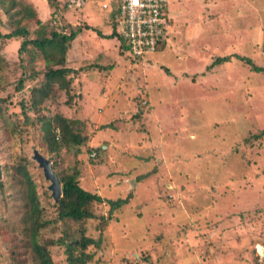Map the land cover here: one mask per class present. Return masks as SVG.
Wrapping results in <instances>:
<instances>
[{
	"label": "rangeland",
	"instance_id": "374dc122",
	"mask_svg": "<svg viewBox=\"0 0 264 264\" xmlns=\"http://www.w3.org/2000/svg\"><path fill=\"white\" fill-rule=\"evenodd\" d=\"M28 3L38 8L35 15L21 13ZM116 7L117 0H87L61 16L50 14L53 0H0V17L7 22L3 33L21 26L31 37L78 31L67 65L88 66L71 83L77 95L70 100L58 88L42 113L75 116L78 107L82 133L90 138L77 157L64 154L67 164H78L86 189L106 199L129 198L110 223L93 224L103 243L88 248L95 253L88 264H264V212H255L264 209V139L241 153L245 138L264 129V72L254 68L264 66V0H171L168 44L137 63L110 36ZM23 40L9 44L0 38L4 63L10 64L7 75L0 70L9 80L0 79L1 105L8 94L26 98V88L33 86L25 77L23 89H17L26 74L18 67ZM225 55L233 56L218 60ZM43 58L39 54L36 68L27 72L46 73ZM110 64L114 68L102 69ZM10 108L9 118L5 110L0 113L3 171L23 160L19 153L34 155L33 145L23 148L21 139L39 141L22 132L23 122L17 133L6 128L20 116ZM31 172L42 187L44 177ZM2 179L14 178L2 173ZM177 203L180 208L168 206ZM94 205L108 216L107 203ZM245 209L251 212L233 215ZM220 217L224 231L217 227ZM53 252L56 264H69L63 247Z\"/></svg>",
	"mask_w": 264,
	"mask_h": 264
},
{
	"label": "trees",
	"instance_id": "16d2710c",
	"mask_svg": "<svg viewBox=\"0 0 264 264\" xmlns=\"http://www.w3.org/2000/svg\"><path fill=\"white\" fill-rule=\"evenodd\" d=\"M17 5V3L14 4V6ZM33 5V3L23 4L22 9H20L21 13L24 11L29 15H35V10L38 11V8L32 10ZM54 5L55 10L50 14L60 12L61 16H64V10L68 8V5L53 0ZM116 14L117 11L114 10L112 12L114 26ZM21 17L24 18L25 16L22 14ZM5 23L7 24L5 18L0 17V38L5 43H9L17 37L24 38L19 48V53H22L23 57L18 67L23 69V74H26L18 80L17 89H23L25 77L28 85L33 83V86L26 88V98H14L16 94L6 95L8 97L5 99L4 104H0V113L2 114L5 110L9 118V107H11L17 111L16 113L20 114V116H13L16 117V124H8L6 128L10 127L13 134L17 133L22 129L23 124L21 122H23L25 127L22 132L30 133V136H33L34 139H36L35 136L37 137L39 140L37 143H31L29 140L25 141L21 138L19 142L23 145V148H25L24 145H33L30 147L33 154L37 150L49 159L51 168L60 181L62 192L57 199L54 197L47 184L48 179L45 176L43 167L39 165L29 151L18 154V157L22 155L23 159L18 161L20 163L9 166V168L6 166L4 171L2 168L3 173H6L8 178L14 179H11L12 181L0 180V242H2L0 250L4 252V255L0 257V264H56L53 259V251H57V248L61 247L67 254L66 259L69 264H88L95 256V253L89 252L88 248L91 246L100 248L103 243L101 229L98 236H96L97 234L91 230L92 227L96 229L93 224L97 223V227L103 228L110 223L114 212L121 208V205L125 201L127 202L129 198L119 196L106 199L101 193L86 189L82 186L79 178L78 164H67L64 154H72L77 157L83 151L82 146L87 144L90 138L89 135H83L82 133L83 121L78 117V107L74 110L75 116H66L63 112L42 113L43 103L51 98L58 88L65 90L70 95V100L77 95V93L72 92L71 83L77 76L79 78L82 70L88 66V64L87 66L82 64L76 69L75 66L67 65L69 45L77 37L78 31L67 34L54 30L49 36L39 34L36 37H31L29 30L23 26L13 27L3 33L2 25ZM85 27L92 29L88 24ZM98 32L100 34V31ZM110 36L119 38L122 43L119 52L122 54L128 53L129 55L126 58L129 62H142L143 56H132L133 54H130L132 52L131 43L125 36L117 32L115 27ZM28 46H32L33 50ZM2 53L0 49V70L7 75L5 71L10 69V64L4 63ZM39 54L44 56L45 59H43L48 70H46V73H42V70L38 73H28L27 67H30L28 69L30 71L36 68L34 62ZM232 56L225 55L218 60H231ZM248 59V62L251 61L250 58ZM51 63L55 65L53 66ZM112 68H114L112 64L108 67L102 66V69L105 70H111ZM254 68L264 72V66L254 65ZM5 75H1L0 79L9 82ZM57 84L58 87H56ZM137 115L141 117L142 114L138 112ZM249 135L248 138H245L246 145L241 150L242 155L247 149L253 147L255 140L264 139V129ZM15 144L16 141L14 140L13 145ZM2 148L0 149L1 152L3 151ZM231 155L233 156V154ZM16 159L13 156V160ZM150 160L151 157L146 158L144 161L149 162ZM12 168L16 170L14 173L11 172ZM31 170L45 178L42 179V187L36 182ZM106 192L109 193V189H106ZM3 200L4 203H2ZM96 202L108 204V216L101 212L99 206L94 209V203ZM168 206L170 208H180L178 203ZM249 212L251 211L247 209L236 210L233 215ZM255 212H264V209ZM221 217L217 227L224 231L226 221L225 218ZM99 223H102L101 226H99ZM142 262L144 261L136 264Z\"/></svg>",
	"mask_w": 264,
	"mask_h": 264
},
{
	"label": "built area",
	"instance_id": "2783aa9c",
	"mask_svg": "<svg viewBox=\"0 0 264 264\" xmlns=\"http://www.w3.org/2000/svg\"><path fill=\"white\" fill-rule=\"evenodd\" d=\"M84 2L66 0L65 4L79 6ZM116 11L115 27L131 43L134 56L155 51L169 35L170 0H117Z\"/></svg>",
	"mask_w": 264,
	"mask_h": 264
},
{
	"label": "water",
	"instance_id": "95a60500",
	"mask_svg": "<svg viewBox=\"0 0 264 264\" xmlns=\"http://www.w3.org/2000/svg\"><path fill=\"white\" fill-rule=\"evenodd\" d=\"M34 157L39 162L40 166L43 167L44 173L47 179L51 181L50 189L53 192L54 197L57 199L62 192L60 181L58 180L56 174L51 168L49 159L44 157L41 153H39L37 150L34 152ZM2 168L0 164V178L2 177Z\"/></svg>",
	"mask_w": 264,
	"mask_h": 264
},
{
	"label": "clouds",
	"instance_id": "9594fccd",
	"mask_svg": "<svg viewBox=\"0 0 264 264\" xmlns=\"http://www.w3.org/2000/svg\"><path fill=\"white\" fill-rule=\"evenodd\" d=\"M86 1L87 0H85V2L83 3V4H81V5H79V6H68V7H71V9L73 8V7H77L76 9H81V8H83V6H84V4H86ZM171 1V0H170ZM65 5H67V4H65ZM170 12V11H169ZM173 18H172V16H171V14H170V22H169V29H170V27H171V24H172V20ZM115 30H116V28H115ZM117 31V30H116ZM170 33H169V35L167 36V38L166 39H164V41H162V43H161V45L160 46H158L157 48H156V50L155 51H153V52H151V53H157L159 50H163L164 48H165V46L168 44V38L170 37ZM143 59H144V56H143ZM34 156V155H33ZM35 158V157H34ZM37 160V159H36ZM50 162V161H49ZM39 163V162H38ZM40 165V164H39ZM50 165H51V163H50ZM49 180V179H48ZM50 181V180H49ZM50 184H51V182H50ZM50 186V185H49ZM50 188V187H49Z\"/></svg>",
	"mask_w": 264,
	"mask_h": 264
},
{
	"label": "crops",
	"instance_id": "0c3cea01",
	"mask_svg": "<svg viewBox=\"0 0 264 264\" xmlns=\"http://www.w3.org/2000/svg\"><path fill=\"white\" fill-rule=\"evenodd\" d=\"M89 16H90V14H89ZM171 30H172V26L170 27V29H169V33L171 34ZM170 38V37H169ZM170 41V40H169Z\"/></svg>",
	"mask_w": 264,
	"mask_h": 264
},
{
	"label": "flooded vegetation",
	"instance_id": "af4514ba",
	"mask_svg": "<svg viewBox=\"0 0 264 264\" xmlns=\"http://www.w3.org/2000/svg\"><path fill=\"white\" fill-rule=\"evenodd\" d=\"M170 6H171V1H170Z\"/></svg>",
	"mask_w": 264,
	"mask_h": 264
}]
</instances>
